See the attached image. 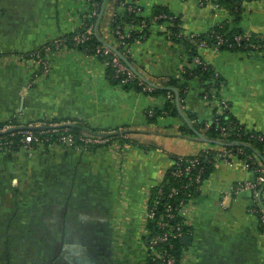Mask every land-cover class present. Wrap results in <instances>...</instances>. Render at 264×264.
I'll return each mask as SVG.
<instances>
[{
  "label": "crops",
  "instance_id": "1",
  "mask_svg": "<svg viewBox=\"0 0 264 264\" xmlns=\"http://www.w3.org/2000/svg\"><path fill=\"white\" fill-rule=\"evenodd\" d=\"M238 1L235 8L218 0L139 3L149 17L156 7H165L180 18L186 34L204 35L225 25L264 39V0ZM116 3L103 2L102 39L110 32ZM90 5L89 0H0V125L68 121L96 135L125 132L104 145L52 143L37 146L31 155L0 152V264H147L148 194L163 182L174 157L226 142L208 136L203 127L213 123L216 111L202 97L199 76L186 80L190 89L179 97V106L175 102L178 115L149 120V110L165 109V95L113 85L105 65L84 51L55 52L43 76L37 64L22 60L80 29ZM197 49L220 74L230 116L264 136V53ZM187 57L182 45L156 29L130 50L132 67L144 79L179 95L178 87L166 86L171 78L184 80L180 71ZM186 126L194 133L183 134ZM196 133L216 142L198 140ZM240 180H254V175L236 161L215 167L207 180L187 219L189 239L182 240L192 253L190 264H264L259 218L264 187L259 200L249 191L227 195Z\"/></svg>",
  "mask_w": 264,
  "mask_h": 264
},
{
  "label": "built area",
  "instance_id": "2",
  "mask_svg": "<svg viewBox=\"0 0 264 264\" xmlns=\"http://www.w3.org/2000/svg\"><path fill=\"white\" fill-rule=\"evenodd\" d=\"M140 0H126L125 2L119 3L117 9L111 15V23L115 21L116 16L119 12H130L134 13L140 17H143L141 22L138 24H129L125 25L123 28L117 26L114 31V34L122 42L126 52H130L131 44L127 42L131 38L133 32H144L146 29H156L163 30L167 33V38L171 40L173 32L171 27H176L172 24V19H176L177 16H167L165 14L145 16L143 9L139 3ZM95 6V4H94ZM99 16L98 8H91V12L83 15V23L80 25V28L83 26L86 18ZM167 19L168 21L164 23H159L161 20ZM96 26H89L83 31L79 29L71 32L73 36L71 37V44L73 49H78L86 43L95 34ZM185 39L191 42L193 46L196 47H205L206 42H198L196 40L197 35L194 33L182 34ZM237 43H245L251 40V36L247 33H242L237 35L235 38ZM224 43V40L221 37H217V42L214 44L213 49L216 52L220 51V46ZM67 39L66 37H60L54 42L45 45L42 49L29 53L24 56L22 60L29 61L31 63L37 64L42 72L45 74L49 73L50 70V56L55 52H60L63 49L67 48ZM248 46L252 48L255 52L264 53V46L251 43ZM94 57L106 58V64L112 65L115 71L116 78L124 77L120 81L119 87H123L128 82L137 81L138 86L141 89V92L144 94H150L156 89V87L148 83L143 77L138 76L129 66L125 65L120 57L114 53L112 47L105 45L103 47L97 48ZM111 58V60H109ZM185 60L186 65L181 68L180 73H184L186 70H193L198 67L207 68L210 66L207 62L202 60L199 55H194L187 57ZM214 71V77L212 80L203 82V99L209 105H212L213 109L216 111L213 116V123L218 125V130L221 132L223 137L230 136L228 131L231 127L220 126L218 121H220L219 116L224 115L230 110L231 101L229 95L225 91V87L219 82L220 74L211 66ZM172 102H176V99L172 95L167 97ZM148 117H153L155 115L154 110H149L147 112ZM162 115H167V112L163 111ZM76 123L68 121H56V122H44V123H34L27 126H14L10 124L0 125V152L10 153L14 150L13 141H5V135L7 133H15L21 136L18 149L25 150L28 154L33 153L35 143L39 144L41 139L40 136L46 133H53L57 135V142L59 144L75 147L81 145L83 147H90L93 145H104L115 138L114 131L102 132L99 135L96 134H85L75 137L69 133V128L71 125ZM210 125V124H209ZM209 125H206L207 128ZM35 127H40L41 129L36 130ZM44 127V128H43ZM233 130V128H232ZM252 137H255L252 135ZM260 140H264L263 135L256 137ZM112 143V142H111ZM52 144V143H51ZM232 145H236L237 148L234 151L227 150L225 147L218 149H203L201 152L195 154L194 157L185 159V156H179L177 162L175 163L179 167L173 172V175L178 178H182L185 175H188L189 182L186 185H183L181 188H173L167 197L164 196L161 184L156 188L155 196L153 197L152 192L148 194L146 199V224L147 228L145 229V235L147 236V241L145 244V250L147 252V264H190V259L192 253L185 246L180 248V255H178V244L183 240V238L190 234V223L188 222V216L192 209L193 204L197 198H192L189 201L180 200L178 203L173 206L171 200L174 199L180 191H186L189 189V186L196 185V192L201 195L205 191V186L207 180H202V174L205 167L200 165V157L207 156L214 152V155L208 159V163H212L215 167L217 166H230L233 162L240 163L243 170L251 172L254 175V180H240L238 181L227 193V195L233 194L236 196L241 195L244 192H251L253 197L257 200L261 199L260 192L264 187V173L262 171V165H258L255 161L256 157L246 154L244 149L241 146L240 142H233ZM230 144V145H231ZM212 150V151H211ZM243 156V159L239 157ZM239 158V159H238ZM185 161L186 163H183ZM255 165V168L251 171L250 166ZM192 172L195 173V176L192 177ZM226 195V196H227ZM167 199L165 202L164 200ZM164 201V202H163ZM263 209V210H262ZM257 211V210H254ZM261 213L259 218L261 223H264V208H261ZM152 225V228H150Z\"/></svg>",
  "mask_w": 264,
  "mask_h": 264
},
{
  "label": "trees",
  "instance_id": "3",
  "mask_svg": "<svg viewBox=\"0 0 264 264\" xmlns=\"http://www.w3.org/2000/svg\"><path fill=\"white\" fill-rule=\"evenodd\" d=\"M105 0H89V3L91 4L90 7L94 8L97 7L98 8V12L100 13L103 2ZM117 3V7L119 6V3L121 2H125L126 0H116ZM218 3L220 5H225V6H229V7H237V5L239 4L238 0H218ZM95 4V6H94ZM117 9V8H116ZM154 15H159V14H165L169 17L174 16L173 14L169 13L168 10L165 7H156L154 10ZM143 17H140L136 14H132L130 12H119L118 15L115 18V21L113 23H111L110 21V32H107L105 34H103V39L102 37L97 36L96 34H94L90 39H88L86 41V43H84L79 50L84 51L87 55H92L94 56L97 48L99 47H103L105 45H107L105 43V41H111L114 43V45H108L110 47L113 48L114 53L117 54L121 61L128 66V64H130L132 66V59L130 58V52H126V50L124 49V46L122 44V42L118 39V37L114 34L115 29L117 28V26H121L122 28L125 25H129V24H138L141 22ZM99 21V22H98ZM168 21L167 19L165 20H161L159 23H164ZM172 24L175 25L176 27L172 28L171 30L173 32V35L171 36V41L173 43H176L178 45H182L185 49V51L190 55V56H194V55H199L198 54V49L197 47H194L190 41H188L187 39L184 38L183 34V29H182V22L180 20L179 17H177L176 19H172ZM98 22V28L100 29V25H101V19L99 20V16H95V17H89L86 18L84 21L83 26L79 29V31H83L84 29H86L89 26H96ZM152 29H146V31L144 32H133L131 35V38L129 40H127V42H129V44H133L136 41H141L143 39H145V37L148 35L149 31H151ZM242 34V32L239 31H229V29L225 26V25H221V26H217L215 27L213 30H211L209 33L204 34V35H197L196 40L198 42L201 41H205L206 42V46L205 47H211L213 48L214 44H216L217 42V37H221L224 40V43L220 46V50H229V51H253L252 48L250 46H248L251 43H256L259 45L264 46V39H260V38H256V37H251L250 41H247L245 43H237L235 38L237 35ZM64 37H66L67 39V46L69 48H73L72 44H71V37L73 36V34L71 33H67L66 35H63ZM99 59L106 67V76L108 77V80L115 86H119L120 85V81L124 78L122 77H118L116 78L115 75V71L112 65H107L106 62V58L104 57H100L97 58ZM111 60V58L109 59ZM203 60V59H202ZM191 74L192 77H190L189 75ZM181 77L184 78V80L181 79H177V78H171L169 83L167 84L166 87H171V86H176L179 88L180 90V96L181 99H184L187 92L190 89L189 83L188 81H186L187 79H191L193 78V76H199V79H201L203 82L204 81H209L212 80L214 77V71L212 70L211 66H208L207 68H202V67H198L195 70H186L184 73H181L180 75ZM219 82L222 83V80L219 79ZM124 89L126 90H136L141 92V89L138 86V82L137 81H133V82H128L125 85H123ZM172 95L174 99L175 98V93L169 89H162V88H156L154 89V91L150 94H146L147 96H161V95H165V97L167 98L168 95ZM203 97V94H202ZM155 111V115L153 117H148L149 120H154L157 115L162 114L163 111L167 112V115L170 116H176L178 115V109L176 108V103L175 101L172 102L170 99L167 98V105L165 107V109L161 110V111ZM220 121H218L219 125L221 126H225V127H231L229 128V132H230V136L227 137H223L221 132L218 130V125L216 123H210L209 127L206 130V134L212 138L215 139H223L226 142L229 143H233V142H240L242 148L244 149L246 154H250L254 157H256L255 161H257V164L262 165V171L264 173V140H260L256 137L259 136L258 133H255L251 130L246 129L244 126H242L234 117L232 118L229 114V112L225 113L222 116H219ZM4 125V124H2ZM206 124H203V127H205ZM207 127V126H206ZM233 128V130H232ZM86 129L84 128L83 125H78L76 124L75 126H72L69 128V133L74 135L75 137H79L80 135H85L88 134L86 131ZM183 134H193L194 132L192 131V129H190L188 126H186L182 132ZM252 135H254L255 137H252ZM21 136L18 135L17 132L15 133H7L5 135V141H13V148L14 150L12 152H10L9 154L15 153L16 151H19L21 149H18L17 147L20 146L19 141H20ZM57 135L56 134H43L40 136V143L37 144L35 143L33 146L36 148L39 145H49L51 143H58L57 142ZM120 137H116L114 139H118ZM227 150L230 151H234L236 150L237 146L236 145H229V146H224ZM212 151V150H211ZM214 155V152L212 151L211 154H208L207 156H201L200 157V165H203L205 167L204 172L202 174V180H208L211 175L213 174L214 170H215V166L212 163H208V159H210L211 156ZM194 155H190V156H185V159H189L194 157ZM179 156L174 157L173 159V164L172 166L169 168V170L166 172L165 174V178L161 184L164 196L167 197V195L169 194V192L173 189H179L181 188L183 185H186L189 180H188V175H185L182 178H178L175 177L173 175V172L179 167L178 165H176L175 163L177 162ZM240 159H243V156L239 157ZM238 158V159H239ZM183 163H186L185 161H183ZM255 168V165H251L250 166V170L252 171ZM192 177L195 176V173L192 172L191 174ZM196 185H191L189 186V189L186 191H180L179 194L171 200V203L173 206H175L178 201L180 200H187L189 201L192 198H197L199 197V194L196 192ZM156 188H154L152 195L153 197L155 196L156 193ZM165 202L167 201V199L164 200ZM163 201V202H164ZM264 224V223H262ZM150 228H152V225H150ZM191 229V227L189 228ZM184 247L183 242L181 241L178 244V250L179 253L178 255H180L181 251L180 248Z\"/></svg>",
  "mask_w": 264,
  "mask_h": 264
},
{
  "label": "water",
  "instance_id": "4",
  "mask_svg": "<svg viewBox=\"0 0 264 264\" xmlns=\"http://www.w3.org/2000/svg\"><path fill=\"white\" fill-rule=\"evenodd\" d=\"M103 11H104V6L102 7V10H101V13H100V15H99V20L101 19V17L103 16ZM99 22V21H98ZM98 22H97V25H96V29H95V34L97 35V36H99V26H98ZM128 66L138 75V76H141L130 64H128ZM142 77V76H141ZM146 80V79H145ZM147 81V80H146ZM148 82V81H147ZM148 83H150V82H148ZM150 84H152V85H154L156 88H161V87H158L157 85H155V84H153V83H150ZM169 90H171V91H174L175 93H176V103H177V105L179 106V97H180V95H179V92L176 90V89H174V88H168ZM187 121V120H186ZM187 123H188V121H187ZM76 124H74V125H71V127L72 126H75ZM189 126H190V124H189ZM44 128V127H43ZM34 129H36V130H39V129H41L40 127H35ZM86 132H87V130H85ZM88 133H91V132H89L88 131ZM91 134H93V133H91ZM119 134H125V132H120V133H115V135H119ZM196 135L199 137V139L198 140H202V141H205V142H209V143H215L216 141H213V140H211V139H209V138H206V137H204V136H202L201 134H199V133H196ZM202 138V139H201ZM219 144L220 145H222V146H229L230 145V143H226V142H219ZM262 193H263V191H261L260 192V196L262 195ZM189 238L187 237V236H185L184 238H183V241H187Z\"/></svg>",
  "mask_w": 264,
  "mask_h": 264
},
{
  "label": "rangeland",
  "instance_id": "5",
  "mask_svg": "<svg viewBox=\"0 0 264 264\" xmlns=\"http://www.w3.org/2000/svg\"><path fill=\"white\" fill-rule=\"evenodd\" d=\"M83 23V20L81 21ZM111 30V29H110ZM221 51V50H220ZM42 71V70H41ZM217 71V70H216ZM218 72V71H217ZM44 75V73H42V76Z\"/></svg>",
  "mask_w": 264,
  "mask_h": 264
}]
</instances>
